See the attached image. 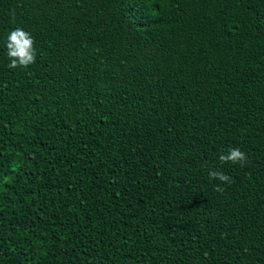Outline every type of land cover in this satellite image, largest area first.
Wrapping results in <instances>:
<instances>
[{"label":"trees","instance_id":"obj_1","mask_svg":"<svg viewBox=\"0 0 264 264\" xmlns=\"http://www.w3.org/2000/svg\"><path fill=\"white\" fill-rule=\"evenodd\" d=\"M0 264H264V0H0Z\"/></svg>","mask_w":264,"mask_h":264},{"label":"clouds","instance_id":"obj_2","mask_svg":"<svg viewBox=\"0 0 264 264\" xmlns=\"http://www.w3.org/2000/svg\"><path fill=\"white\" fill-rule=\"evenodd\" d=\"M6 49L10 60L9 68H26L36 62L37 50L34 37L22 28L17 27L10 31L6 40ZM218 158L221 163L231 162L240 165H245L248 160L246 153L240 148H229L227 154H220ZM209 177L222 183L231 180L230 176L218 170L210 171ZM216 191H223V188L217 185Z\"/></svg>","mask_w":264,"mask_h":264}]
</instances>
